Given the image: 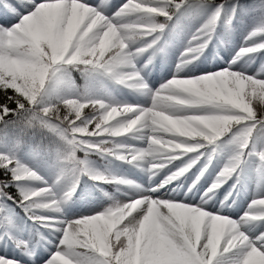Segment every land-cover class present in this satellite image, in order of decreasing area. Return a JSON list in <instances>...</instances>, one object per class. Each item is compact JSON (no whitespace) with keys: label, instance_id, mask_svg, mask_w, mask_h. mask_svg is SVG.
<instances>
[{"label":"snow or ice","instance_id":"snow-or-ice-1","mask_svg":"<svg viewBox=\"0 0 264 264\" xmlns=\"http://www.w3.org/2000/svg\"><path fill=\"white\" fill-rule=\"evenodd\" d=\"M0 264H264V0H0Z\"/></svg>","mask_w":264,"mask_h":264}]
</instances>
